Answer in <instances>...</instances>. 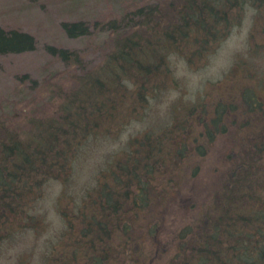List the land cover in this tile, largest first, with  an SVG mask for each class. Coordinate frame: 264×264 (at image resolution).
Listing matches in <instances>:
<instances>
[{
	"label": "trees",
	"instance_id": "trees-1",
	"mask_svg": "<svg viewBox=\"0 0 264 264\" xmlns=\"http://www.w3.org/2000/svg\"><path fill=\"white\" fill-rule=\"evenodd\" d=\"M245 6L254 11L251 38H264V0H171L165 11L139 8L126 15L127 24L131 16L139 19L132 31L115 40L99 66L78 78L59 115L37 121L25 140L0 129L5 132L0 139V243L12 231L36 226L27 209L47 180L68 178L76 150L90 135L102 131L114 137L176 84L173 58L190 69L204 67L241 25ZM61 25L70 38L88 33L84 22ZM34 48L30 34L0 26V55ZM46 51L83 68L75 52ZM238 73L246 81L228 83L223 96L184 102L180 115L161 131L130 139L82 200L71 199L60 211L65 227L60 246L50 249L43 264H159L165 257L164 264H264V99L256 97L246 71ZM251 125V137L239 142L243 153L232 146L223 153L229 160L208 206L195 214L202 207L193 200L187 223L171 233L156 232L163 221L152 211L160 208L168 215L188 202L181 189L199 176L197 166L215 140Z\"/></svg>",
	"mask_w": 264,
	"mask_h": 264
},
{
	"label": "rangeland",
	"instance_id": "rangeland-1",
	"mask_svg": "<svg viewBox=\"0 0 264 264\" xmlns=\"http://www.w3.org/2000/svg\"><path fill=\"white\" fill-rule=\"evenodd\" d=\"M170 1L0 0V26L28 33L35 40L33 51L0 55V129L25 140L27 133H32L36 124L41 123L37 121L59 115V105L65 94L78 86V78L99 66L112 50L115 40L131 32L139 20L131 16L130 24H127L126 15L141 7L158 6L165 11ZM244 11L241 25L230 31L229 36L209 55L204 67L194 70L180 59L171 60L176 84L149 101L140 119L123 127L114 137L100 131L86 139L76 150L68 178L64 182L47 180L41 187L40 196L27 209V214L37 218L36 226L12 231L2 240L0 264H43L50 249L60 246L58 238L65 229L60 211L65 205L71 199L77 203L82 200L87 191L96 185L100 173L112 165L115 157L126 151L130 139L147 130L158 132L168 126L172 116L182 112V103L187 104L198 97L217 99L223 96L228 83L246 81L238 73L240 70L246 71L249 85L256 90V97L264 99V91H261L264 87V38H251L254 11L248 6ZM113 21L121 23L118 32L112 28L115 26ZM75 22H84L88 33L68 37L61 24ZM46 47L77 53L83 68L63 63L48 54ZM217 82L222 83L218 90L210 87ZM249 128L252 125L244 130H233L231 134L215 140L208 156L197 166L199 176L192 179L188 187L181 189L188 202H183L174 213L171 208L168 215L160 208L152 211L154 218L157 216L155 219L163 221L156 232L171 233L173 227L187 223L189 206L193 204L191 201H197V207H202L199 210L196 208L195 214L208 206L209 193L217 187L218 175L227 167L229 160L223 153H229V146L234 148L235 153H243L239 142L246 141ZM5 132L0 131L1 140L5 139ZM261 141L260 145L264 148V139ZM260 194L263 195L264 190L260 189ZM15 224L18 226V223L12 225ZM150 244V237L147 236L145 246L149 249ZM157 246H160L159 243ZM165 259L159 264H164Z\"/></svg>",
	"mask_w": 264,
	"mask_h": 264
}]
</instances>
